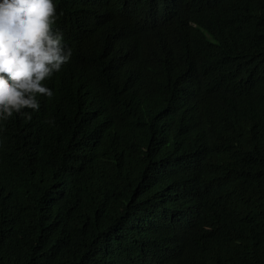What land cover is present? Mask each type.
Here are the masks:
<instances>
[{"label":"trees","instance_id":"obj_1","mask_svg":"<svg viewBox=\"0 0 264 264\" xmlns=\"http://www.w3.org/2000/svg\"><path fill=\"white\" fill-rule=\"evenodd\" d=\"M70 60L0 123V264H264V0H56Z\"/></svg>","mask_w":264,"mask_h":264},{"label":"clouds","instance_id":"obj_2","mask_svg":"<svg viewBox=\"0 0 264 264\" xmlns=\"http://www.w3.org/2000/svg\"><path fill=\"white\" fill-rule=\"evenodd\" d=\"M57 18L56 0H0V123L30 119L39 97L53 96L44 81L71 57Z\"/></svg>","mask_w":264,"mask_h":264}]
</instances>
